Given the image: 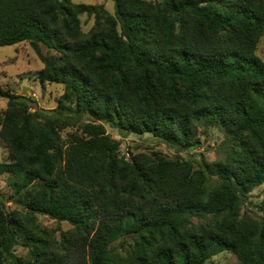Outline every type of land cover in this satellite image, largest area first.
I'll list each match as a JSON object with an SVG mask.
<instances>
[{"label":"trees","instance_id":"trees-1","mask_svg":"<svg viewBox=\"0 0 264 264\" xmlns=\"http://www.w3.org/2000/svg\"><path fill=\"white\" fill-rule=\"evenodd\" d=\"M113 2L114 15L72 0H0V48L28 42L42 85L63 86L46 110L0 85V177L21 208L0 198V264H207L223 252L264 264V199L259 216L243 212L264 185V0ZM106 125L185 151L217 128L226 156L127 159ZM38 215L58 223L59 239Z\"/></svg>","mask_w":264,"mask_h":264},{"label":"rangeland","instance_id":"rangeland-1","mask_svg":"<svg viewBox=\"0 0 264 264\" xmlns=\"http://www.w3.org/2000/svg\"><path fill=\"white\" fill-rule=\"evenodd\" d=\"M73 3L86 5H104L105 8L115 14L113 0H72ZM84 31L88 32L93 26L94 21L88 19L87 16L82 17ZM44 55L56 54L53 50H48L44 46H40ZM257 55L264 62V36L262 37ZM43 69L42 62L34 52L32 46L28 42H23L14 46L0 48V85L5 90H11L16 95L23 96L28 100L31 98L36 103L30 102L33 108H41L46 110L55 109L58 106L59 98L63 94V86L59 84H46L38 79V73ZM7 108V100L0 97V111ZM1 129V127H0ZM108 134L112 138L121 142V155L129 159L132 155L139 153H151L152 151L161 152L170 159L178 157L186 160L195 161V163L204 159L206 162H214L226 156L223 144L226 141L224 132L217 128H210L208 134L199 132L197 138L201 141L202 146L192 151H185L181 148L174 147L159 141L151 135H124L117 129L106 125ZM77 128H69L63 131V136L67 137L68 133H76ZM8 160V152L5 143L0 139V163ZM197 168L199 167L196 164ZM7 175L0 177V198L4 202H9L6 207L9 211L21 208L15 205L12 200V188L7 183ZM264 199V185L254 188L245 205L243 212L259 216L257 206ZM11 201V202H10ZM250 201V202H249ZM39 223L49 229L56 230V236L60 237L61 231L57 230L58 223L43 215H38ZM62 231L72 230V226L64 222L61 224ZM28 250L21 246L16 247L15 255L19 257H27ZM207 264H238L236 257L229 253L223 252L213 258Z\"/></svg>","mask_w":264,"mask_h":264}]
</instances>
